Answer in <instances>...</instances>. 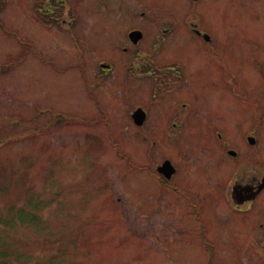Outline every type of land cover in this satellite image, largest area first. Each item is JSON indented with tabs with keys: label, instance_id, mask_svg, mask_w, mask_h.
Here are the masks:
<instances>
[{
	"label": "rangeland",
	"instance_id": "1",
	"mask_svg": "<svg viewBox=\"0 0 264 264\" xmlns=\"http://www.w3.org/2000/svg\"><path fill=\"white\" fill-rule=\"evenodd\" d=\"M1 1L0 264H264L256 237L247 239L243 213H229L222 201L216 205V184L223 188L229 180L214 169L215 177L203 180L204 226L216 246L210 260L198 221L120 155L144 166L170 157L192 180L196 172L205 174L203 161L217 165L215 124L239 143V132L200 108L215 99L233 101L222 86L224 75L236 91L239 85L253 96L264 92L261 75L251 68L261 58L256 65L264 69V0H201L187 7L200 11L188 17L213 35L219 58L238 67L231 75L218 64L207 72L212 65L205 61L215 57L186 32L183 0H72L79 13L74 22L52 14V3L39 9L42 0ZM136 25L145 33L141 50H148L156 69L136 64L127 33ZM176 25L170 37L156 30ZM168 60L198 77L203 73L188 98L191 110L203 112L183 126L174 116L180 111L168 110V98L163 105L168 73L158 70ZM101 61L114 69L102 75ZM217 76L218 88L211 81ZM187 87L174 89L173 98ZM137 105L146 106L155 124L136 130L130 112ZM238 114L247 119V108L238 107ZM171 115L180 128L168 136ZM136 132L147 142L135 140Z\"/></svg>",
	"mask_w": 264,
	"mask_h": 264
},
{
	"label": "flooded vegetation",
	"instance_id": "2",
	"mask_svg": "<svg viewBox=\"0 0 264 264\" xmlns=\"http://www.w3.org/2000/svg\"><path fill=\"white\" fill-rule=\"evenodd\" d=\"M200 1L201 0H183V3L186 4V9L189 5L194 9L195 7H197V4ZM230 1L233 2L236 0ZM47 2L49 4L52 3L53 14L55 16H61L64 20L70 18L73 22L77 15H79L76 10L77 1L47 0ZM248 4L249 2L247 3L246 7H249ZM60 12L65 15H60ZM192 12L194 11H189V9H187V11L183 14V16L188 18V20L186 21V32L189 33L190 31L192 34H194L196 39H198L201 42V45H203L204 51L215 57L214 60L205 61L207 66L212 65L211 69H209V71L207 72L216 71L213 65L218 64L216 68H218L223 74L231 75L232 71H235L236 69H238V67L235 65H229V63L219 58V43H215L213 35L207 29L199 26V24L197 23V17H188V15ZM199 12L200 11L196 8L194 13L198 14ZM173 14L175 13L168 14V21H172ZM141 15L143 16L144 12H141ZM70 25H72V23H69L68 27ZM157 27L156 30L158 29L161 32V37L166 36L167 32V36L170 37L171 33L174 30L178 29L176 25L168 28L166 32H163L164 28L160 26ZM133 30H141V28L137 25L131 26L128 29L127 33L129 34V32ZM144 36L145 33L142 31V36L136 42H132L129 39V45L134 49L133 51L137 52V55L135 57L137 65L141 66V62H144L145 65L142 66V68L153 67L156 69V67L154 66V61L152 62L151 56L147 54L148 50H141V46L139 45L140 42L144 39ZM129 45L125 48V51L130 50ZM142 52L145 53V59L143 61L140 57V54ZM260 59L261 58L253 59L251 61V68L261 75L262 83L264 84V69L262 67V64L260 66L256 65V63L260 61ZM162 64L166 65L161 67L158 71L160 75L168 73L167 76L162 77V83L168 87V90L166 91L167 93L165 99L163 97L161 101L163 102L164 99L163 105L166 104L167 106L166 101L168 98V110L180 111V117L178 115H174L175 118L179 122H181L180 126H183L187 119L199 116L200 113L205 110L204 113L212 114L216 121L222 122L225 126L231 127L236 132H239V143H237L233 139L227 137V135L225 134V128L223 126H221L220 124H215L213 133L216 137V140L221 144V150H219L217 157V165L212 166L209 162L206 163V161H203L200 165H203L205 167V174L202 175V172H196V177L192 180L180 174L182 167L180 166L179 161H174L173 159L168 157V160H170L175 167L174 171L171 174L170 172H168V179H165L167 180L165 182L168 183L169 197L178 200L184 206L188 215L195 221H198L199 224L204 223L205 218H203V214H205V190L203 180L206 177H212L213 175L211 169H214L215 176H218L219 174L222 176L221 179L229 180V183L227 185H225V183L223 184V188L219 186V182L216 184L220 192V197L216 196L218 199L214 198L216 205L219 201H222L225 204L228 203L230 207L229 213L231 212L233 213V215L237 213H243V217L240 216V218L242 217L244 223L248 226L247 228L249 237H247V239L249 238V240H252L254 237H256V245H258L259 249L263 251L261 254V258L262 260H264V92L261 95L253 96L245 91L240 90L239 85L236 91L235 85L232 84V80H228L224 75V82L222 83V86L228 90V95L233 101L221 102L215 99L213 103L205 104L202 108H200L203 111L198 113L197 111L191 110L193 107L191 106L188 98L191 95H195V93H197V86L202 85L198 80L203 73H201V75L198 77L192 73L191 69L189 70V72H187L184 66L181 65L182 63L180 64L179 61L176 60H168V62ZM101 69L102 75L109 74V71L112 70V68L109 66L101 67ZM240 77L242 80H245V77H243L242 75H240ZM211 81L216 86V88L219 87L220 83L218 80V76L213 77ZM184 85H189L190 87H187L186 90L178 94L176 98H173V90ZM233 98H236V100H234ZM191 101L193 103L194 99L192 98ZM138 107L142 106L137 105L130 112V122L135 126L136 130L146 129L151 121L153 122V124H155L151 119V116L148 115L146 106H144L142 107L145 111L144 122L141 125H136L133 121L132 113ZM220 107L224 108V114L220 112ZM238 107H240V109L247 108V119H245L243 115H241L240 117L238 114L237 116ZM226 108H229V112L225 114V111L227 110ZM171 117L172 115L169 116V118L167 117L168 124H164H167L168 126V136L172 135V127L174 129L176 128V125H172V123L170 122ZM234 117L237 119L235 120V122L233 121ZM179 128L180 127L176 129L179 130ZM133 137L135 140H140L138 132L134 133ZM146 141L147 137L144 136L143 142ZM222 155L226 156L228 160L227 163L224 158L221 159ZM199 163L200 162H198V166ZM221 165H223L222 168H220ZM223 173L225 174L223 175ZM216 186L212 187L210 190L214 191ZM214 207L216 208V206ZM256 212H258L259 214L256 215ZM227 215L229 214H225L224 216ZM208 232L209 229L206 227L204 233L201 236L202 240L205 239L208 243L214 245V243H212L211 239L207 235ZM251 242L252 241H250V243ZM248 247L250 248L251 245Z\"/></svg>",
	"mask_w": 264,
	"mask_h": 264
},
{
	"label": "water",
	"instance_id": "3",
	"mask_svg": "<svg viewBox=\"0 0 264 264\" xmlns=\"http://www.w3.org/2000/svg\"><path fill=\"white\" fill-rule=\"evenodd\" d=\"M133 116L137 124H141L143 122L144 114L141 110H137ZM158 170L168 177V160L165 161L163 165L158 168Z\"/></svg>",
	"mask_w": 264,
	"mask_h": 264
},
{
	"label": "trees",
	"instance_id": "4",
	"mask_svg": "<svg viewBox=\"0 0 264 264\" xmlns=\"http://www.w3.org/2000/svg\"><path fill=\"white\" fill-rule=\"evenodd\" d=\"M3 6V1L0 0V9Z\"/></svg>",
	"mask_w": 264,
	"mask_h": 264
}]
</instances>
